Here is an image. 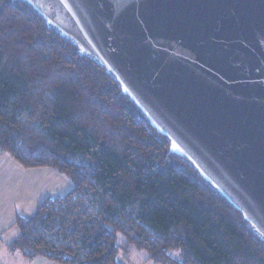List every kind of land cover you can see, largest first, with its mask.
Segmentation results:
<instances>
[{
  "label": "trees",
  "instance_id": "obj_1",
  "mask_svg": "<svg viewBox=\"0 0 264 264\" xmlns=\"http://www.w3.org/2000/svg\"><path fill=\"white\" fill-rule=\"evenodd\" d=\"M73 182L9 249L55 264H264V240L125 95L24 0H0V155Z\"/></svg>",
  "mask_w": 264,
  "mask_h": 264
},
{
  "label": "water",
  "instance_id": "obj_2",
  "mask_svg": "<svg viewBox=\"0 0 264 264\" xmlns=\"http://www.w3.org/2000/svg\"><path fill=\"white\" fill-rule=\"evenodd\" d=\"M264 240V0H24Z\"/></svg>",
  "mask_w": 264,
  "mask_h": 264
},
{
  "label": "rangeland",
  "instance_id": "obj_3",
  "mask_svg": "<svg viewBox=\"0 0 264 264\" xmlns=\"http://www.w3.org/2000/svg\"><path fill=\"white\" fill-rule=\"evenodd\" d=\"M73 188V182L66 175L50 168L25 169L8 154L0 155V264H55L42 258L29 260L11 251L9 245L16 240L18 219L33 215L36 207L47 198L64 196ZM31 260V261H33ZM120 264H151L143 252L121 251Z\"/></svg>",
  "mask_w": 264,
  "mask_h": 264
},
{
  "label": "crops",
  "instance_id": "obj_4",
  "mask_svg": "<svg viewBox=\"0 0 264 264\" xmlns=\"http://www.w3.org/2000/svg\"><path fill=\"white\" fill-rule=\"evenodd\" d=\"M16 253H18L19 254V256L21 255L19 252H16ZM23 257V256H22ZM37 261H41V260H33V261H31V260H29V263H32V262H37ZM51 264V263H50Z\"/></svg>",
  "mask_w": 264,
  "mask_h": 264
}]
</instances>
